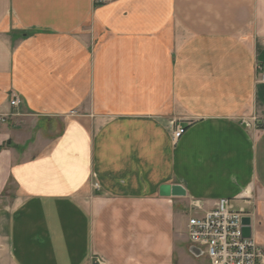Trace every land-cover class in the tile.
<instances>
[{"label":"crops","instance_id":"0c3cea01","mask_svg":"<svg viewBox=\"0 0 264 264\" xmlns=\"http://www.w3.org/2000/svg\"><path fill=\"white\" fill-rule=\"evenodd\" d=\"M259 65L264 0H0V264H209L219 198L264 248Z\"/></svg>","mask_w":264,"mask_h":264},{"label":"built area","instance_id":"2783aa9c","mask_svg":"<svg viewBox=\"0 0 264 264\" xmlns=\"http://www.w3.org/2000/svg\"><path fill=\"white\" fill-rule=\"evenodd\" d=\"M108 0H94L96 4ZM259 80L264 82V66L259 65ZM21 100L13 96L11 106H18ZM241 124L246 128H264V119H242ZM173 141L179 139L185 132V127L176 121L168 124ZM246 206H252L249 200ZM252 218L246 207L237 206L231 198H219L209 210L202 211L197 206L186 224L188 243L202 251L209 264H264V248L252 237L242 236V218ZM92 264H107L100 256L91 258Z\"/></svg>","mask_w":264,"mask_h":264},{"label":"water","instance_id":"95a60500","mask_svg":"<svg viewBox=\"0 0 264 264\" xmlns=\"http://www.w3.org/2000/svg\"><path fill=\"white\" fill-rule=\"evenodd\" d=\"M184 190L180 185H162L160 187L161 195H184ZM242 236L243 237H251V219L248 216H244L242 218ZM190 251L195 255H201L202 251L195 247H191Z\"/></svg>","mask_w":264,"mask_h":264},{"label":"rangeland","instance_id":"374dc122","mask_svg":"<svg viewBox=\"0 0 264 264\" xmlns=\"http://www.w3.org/2000/svg\"><path fill=\"white\" fill-rule=\"evenodd\" d=\"M236 203V202H235ZM191 215H194V213H191Z\"/></svg>","mask_w":264,"mask_h":264}]
</instances>
